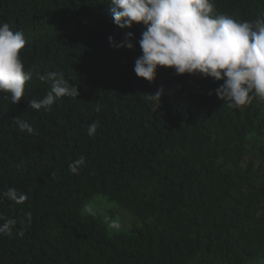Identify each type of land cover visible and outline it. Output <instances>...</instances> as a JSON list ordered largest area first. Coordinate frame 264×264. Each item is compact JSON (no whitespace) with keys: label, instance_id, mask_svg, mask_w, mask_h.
I'll list each match as a JSON object with an SVG mask.
<instances>
[{"label":"trees","instance_id":"obj_1","mask_svg":"<svg viewBox=\"0 0 264 264\" xmlns=\"http://www.w3.org/2000/svg\"><path fill=\"white\" fill-rule=\"evenodd\" d=\"M214 5L238 22L264 19V0ZM114 7L0 0L32 73L18 104L0 92V264H264V100L229 107L215 92L223 80L164 66L152 82L138 77L143 25L118 26ZM128 33L134 48L109 41ZM53 71L79 96L29 107ZM161 89V102L146 99ZM99 195L133 214L127 231L83 211Z\"/></svg>","mask_w":264,"mask_h":264},{"label":"clouds","instance_id":"obj_2","mask_svg":"<svg viewBox=\"0 0 264 264\" xmlns=\"http://www.w3.org/2000/svg\"><path fill=\"white\" fill-rule=\"evenodd\" d=\"M114 22L120 27L142 24L139 39L142 52L135 60L134 71L149 82L155 80L160 66L173 68L177 75L200 74L223 80L215 89L217 96L229 107L251 104L254 99L264 100V19L238 22L226 14H217L214 0H112ZM133 33L116 47L134 48ZM26 40L22 31L12 30L8 23L0 24V92L10 94L12 104H18L25 94V84L32 79L25 69L20 50ZM49 81L50 88L40 99L29 100V107L51 110L52 105L64 96L77 97V85L70 84L63 73L48 72L40 75ZM163 91L147 93L146 99L161 102ZM19 131H33L26 121L14 119ZM98 121L89 125L94 135ZM78 164L84 163L80 157ZM76 172L77 168L72 167ZM4 195L19 202L17 190L9 188ZM83 211L95 216L92 205ZM108 229L119 231L118 219L104 217ZM5 228L0 227V232Z\"/></svg>","mask_w":264,"mask_h":264},{"label":"rangeland","instance_id":"obj_3","mask_svg":"<svg viewBox=\"0 0 264 264\" xmlns=\"http://www.w3.org/2000/svg\"><path fill=\"white\" fill-rule=\"evenodd\" d=\"M89 204L92 205L96 212V215H98L103 222L105 216L118 219L121 222V230L115 231L109 229L111 232L127 231L134 220V216L129 210L119 207L118 204L112 202L105 196H96L89 202Z\"/></svg>","mask_w":264,"mask_h":264}]
</instances>
